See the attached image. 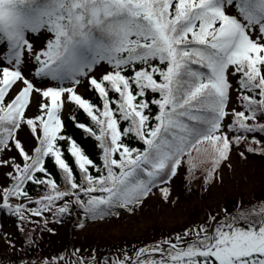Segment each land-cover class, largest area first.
Segmentation results:
<instances>
[{"label":"trees","instance_id":"obj_1","mask_svg":"<svg viewBox=\"0 0 264 264\" xmlns=\"http://www.w3.org/2000/svg\"><path fill=\"white\" fill-rule=\"evenodd\" d=\"M6 1L29 14L33 26L53 31L49 60L58 62L75 44L92 40L108 66L53 126L37 116L33 154L4 200L22 220L25 205L60 195H88L92 219L122 211L119 196L141 197L166 179L179 156L212 135L223 118L226 97L211 70L223 55L216 37L223 17L204 8L203 0ZM229 1L263 14L264 0ZM231 61L233 87L247 114L263 117L255 128L264 134V59L244 50ZM13 123L0 101V139ZM263 221L259 201L220 223L259 232ZM211 242L169 246L149 253L150 261L136 257L127 264H264V252L257 250L224 261L209 250ZM95 264L118 263L101 256Z\"/></svg>","mask_w":264,"mask_h":264},{"label":"rangeland","instance_id":"obj_2","mask_svg":"<svg viewBox=\"0 0 264 264\" xmlns=\"http://www.w3.org/2000/svg\"><path fill=\"white\" fill-rule=\"evenodd\" d=\"M214 1L204 0V6H221L224 22L216 37L224 55L212 72L226 96L214 133L180 155L168 177L150 184L143 196H119L122 211L92 219L88 195H60L25 205L22 220L4 200L9 183L33 154L40 134L37 116L53 126L107 65L88 40L53 67V31L33 26L29 14L0 0V101L14 119L0 139V264H95L101 256L127 264L208 237L209 250L230 263L240 253L264 252V221L259 232L220 223L243 205L264 201V134L255 128L263 117L245 111L232 84L236 66L230 58L241 50L264 57V14Z\"/></svg>","mask_w":264,"mask_h":264}]
</instances>
